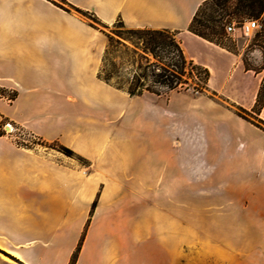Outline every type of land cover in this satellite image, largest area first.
I'll list each match as a JSON object with an SVG mask.
<instances>
[{
  "label": "crops",
  "instance_id": "crops-1",
  "mask_svg": "<svg viewBox=\"0 0 264 264\" xmlns=\"http://www.w3.org/2000/svg\"><path fill=\"white\" fill-rule=\"evenodd\" d=\"M205 1L0 0V88L16 92L11 106L0 102V130L6 119L31 133L21 146L0 133V264H70L87 222L76 264H138L137 247L121 243L122 185L160 192L154 205L168 207V192L185 183L175 144L200 140L185 138L178 94L131 97L99 78L106 34L72 7L105 26L176 33L186 60L209 71L207 92L252 113L262 75L188 31ZM196 102L219 128L210 138L225 149L224 165L239 164L242 189L258 192L250 205L264 206V131L203 97ZM257 114L264 124V105ZM55 144L91 166H74ZM163 244L145 264H170Z\"/></svg>",
  "mask_w": 264,
  "mask_h": 264
},
{
  "label": "rangeland",
  "instance_id": "rangeland-1",
  "mask_svg": "<svg viewBox=\"0 0 264 264\" xmlns=\"http://www.w3.org/2000/svg\"><path fill=\"white\" fill-rule=\"evenodd\" d=\"M215 11L218 21L225 26L231 21H243L229 17V12L225 13L220 8H215ZM81 16L88 23L92 22L91 18ZM248 20L256 21L259 26L251 37H241L237 33L234 37L226 36L220 43L230 52L240 55L243 63L261 74L264 80V45L254 42L256 33L264 24V16ZM94 24L104 31L108 41L107 63L100 70L102 76L110 77L111 85H120L127 90L138 75L146 74V85L163 98L178 94L185 138L194 136L197 141L200 140V147H197L188 139L183 142L178 136L174 139L181 142L175 144V148L185 155V183L183 190L168 192V207L154 205L160 203V192L146 191L139 184L133 187L128 185V179L125 180L127 184L122 185L120 191L122 247L130 246V243L137 247L138 264H145L144 257H148L150 249L161 241L169 248L170 264H264V206L250 205L258 192L242 189L240 165H224L226 160L221 157H224L225 149L215 138H210V131L215 134L219 128L210 127L207 108L196 100L203 97L202 103L214 102L230 109L232 118H241L264 131V124L257 112L238 116L236 108L207 92L203 70L191 71L187 63L183 74L174 72L168 62L144 52L132 30L123 24ZM159 74L164 75L165 79L172 75L180 79H173L179 83L176 89L169 91L164 86L154 84L152 75ZM15 98V91L0 88V102L11 106ZM214 117L222 116L217 114ZM8 126L11 127L10 132L6 130ZM0 133L13 137L18 146L25 145L21 140L31 134L6 119L2 121ZM53 147L62 153L60 146L55 144ZM75 155L64 156L78 168L91 166L90 160ZM260 194L264 199V192ZM89 225L87 222L84 226L70 264L77 255L74 264L78 261ZM133 231L137 232L136 238L128 235ZM80 245L81 249L77 252Z\"/></svg>",
  "mask_w": 264,
  "mask_h": 264
},
{
  "label": "trees",
  "instance_id": "trees-1",
  "mask_svg": "<svg viewBox=\"0 0 264 264\" xmlns=\"http://www.w3.org/2000/svg\"><path fill=\"white\" fill-rule=\"evenodd\" d=\"M230 5V6H229ZM76 12L83 15L84 17L91 18L92 22L89 24L92 27H95V24H101V22L96 18L94 14L81 11L72 7ZM215 8H220L224 10L229 17L234 19H259L261 16H264V0H207L205 1L196 14L193 17V20L188 28V31L208 42L214 43L218 46L225 48L220 42L226 37L225 35V25L218 21L216 17ZM207 10L209 13H207ZM211 11V13H210ZM122 24V23H121ZM131 33L136 36L137 43H140L143 47V51L151 54L154 58H158L161 61L168 62V66L172 67L174 72L178 74L184 73V67L188 63L191 68V71L194 69H200L204 71V88L208 90V80H209V71L204 69L192 61H187L183 50L176 39V33H172L168 30H132ZM255 44L264 45V24L259 32L256 33L254 38ZM263 51L264 48L262 47ZM107 50L103 60V68L107 63ZM244 66L247 71H253L257 73L254 69H251L245 62ZM99 78L105 81L108 84H111L110 77H103L102 72L99 73ZM152 82L156 85L164 86L169 91L176 89L177 83L173 79H177L173 75L165 79V76L162 74L152 75ZM148 77L146 74H140L135 79L134 82L127 88V92L131 97H137L143 95L145 92L152 94L160 95L158 92L153 90L150 86L146 85ZM180 81V79H177ZM117 88L123 89L124 87L117 85ZM264 105V80L262 81L261 88L258 93L256 106L254 111H258ZM238 116L246 113L242 108H237ZM60 151L67 157L76 156L73 151L68 148L60 147ZM81 249V245L78 247L77 252ZM78 256V255H77ZM76 256V257H77ZM75 257V259H76ZM72 261V264L76 260Z\"/></svg>",
  "mask_w": 264,
  "mask_h": 264
},
{
  "label": "built area",
  "instance_id": "built-area-1",
  "mask_svg": "<svg viewBox=\"0 0 264 264\" xmlns=\"http://www.w3.org/2000/svg\"><path fill=\"white\" fill-rule=\"evenodd\" d=\"M259 29L256 21L243 20L241 22L231 21L225 26V35L234 37L238 33L241 37H251Z\"/></svg>",
  "mask_w": 264,
  "mask_h": 264
},
{
  "label": "bare ground",
  "instance_id": "bare-ground-1",
  "mask_svg": "<svg viewBox=\"0 0 264 264\" xmlns=\"http://www.w3.org/2000/svg\"><path fill=\"white\" fill-rule=\"evenodd\" d=\"M6 130H7L8 132H10V130H11V127H10V126H8V127L6 128Z\"/></svg>",
  "mask_w": 264,
  "mask_h": 264
}]
</instances>
